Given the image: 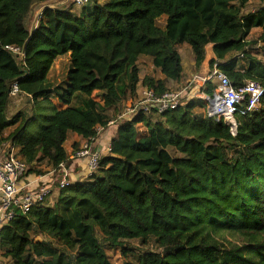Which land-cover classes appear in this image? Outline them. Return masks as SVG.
<instances>
[{"label": "trees", "instance_id": "obj_1", "mask_svg": "<svg viewBox=\"0 0 264 264\" xmlns=\"http://www.w3.org/2000/svg\"><path fill=\"white\" fill-rule=\"evenodd\" d=\"M54 1L63 0H0V145L19 146L27 175L69 169V136L92 143L138 99L140 84L158 96L182 90L179 46L188 45L200 71L212 45L211 67L236 87L264 88V62L254 55L264 42V0H89L78 14L46 7L32 29L34 8ZM253 1L260 5L250 11ZM65 56L68 69L57 74ZM141 56L161 77H141ZM15 84L30 110L9 116ZM198 109L205 102L180 101L116 125L90 181L58 189L53 204L19 212L3 229L4 257L113 264L111 249L132 256L130 264H264V96L259 110L237 116L236 136ZM79 149L74 143L72 154ZM134 241L146 249L137 252Z\"/></svg>", "mask_w": 264, "mask_h": 264}, {"label": "built area", "instance_id": "obj_2", "mask_svg": "<svg viewBox=\"0 0 264 264\" xmlns=\"http://www.w3.org/2000/svg\"><path fill=\"white\" fill-rule=\"evenodd\" d=\"M72 1L75 5L82 7L89 0ZM44 10L40 11L39 18L35 21L36 26H32V29L39 26L43 19ZM9 49L20 53L17 48ZM193 77L192 83L195 82L196 86L193 87V98L191 99L197 98L205 102L207 117L215 124L221 122L225 124L229 127L233 136L238 133L237 116L257 111L261 106L264 88L260 83L247 81L236 87L227 75L219 70L217 64L213 65L207 74L194 75ZM211 88L213 93L209 94L208 91ZM19 94V86L15 84L11 96L17 97ZM181 94V91H170L158 96L153 90L145 88L136 101H132L126 106L127 109L124 114H119L116 119L109 122L108 126L118 125L127 116L134 118L140 113L149 114L152 109H157L159 113L175 110L180 105ZM17 147L12 144H4L0 150V242L3 229L17 218L19 212L29 214L37 206L44 204L47 199L51 198L55 190L73 184L67 179L68 169L64 165H61L58 170H54L63 177L59 183V188H54L51 184L36 186L33 182L25 183L23 180L27 177L29 166L25 160L18 156L19 147L18 150ZM109 152H111V146ZM71 159H89L90 174L92 175L99 167L102 154L97 151L93 152L91 143L87 141L85 146L76 154H73Z\"/></svg>", "mask_w": 264, "mask_h": 264}, {"label": "rangeland", "instance_id": "obj_3", "mask_svg": "<svg viewBox=\"0 0 264 264\" xmlns=\"http://www.w3.org/2000/svg\"><path fill=\"white\" fill-rule=\"evenodd\" d=\"M65 1L66 0H64V2ZM101 1H105V0H101ZM64 2L59 1V2H50V3H46V4L37 5L34 8V15H33L32 21H31L32 22L31 25L34 24V26H36L35 21L38 20L40 11H43L46 7H58V6L66 7L67 6L66 8L71 7V8H73V11L78 14V12L80 11V7L75 5L72 0H70V1H68L66 3H64ZM259 5H260V2L253 1L251 3V5L249 6L250 7L249 10L252 11L254 8L258 7ZM163 22L164 21L162 20L161 24H163ZM31 28H32V26H31ZM260 33H261L260 30H255L252 33L250 38L251 39H258L260 37ZM207 50H208V57H210V54H211V51H212V47L208 46ZM179 51H180V53L182 55L183 65H184V69H185L184 70L185 79H184V83L182 85L183 86L182 90H180L182 92L180 101H182V103H183L184 101H189V100H192L191 98H193V93H192L194 91L193 87L196 86L195 82L192 83V80L194 79L193 74L194 75H201L202 72H201V70L197 71L195 69V67H194L195 64H194V60H193L192 51L188 47V45L179 46ZM254 55H256L260 60H262L264 62V42L260 41V43L256 47V50L254 51ZM139 61H140L139 62V66H140V69H141V77L142 78H144L146 76L156 75V74L160 75V70L154 68L151 57H149V56H141ZM206 63L209 64V70H211L212 67H211V64H210V59ZM239 63H241V62H239ZM64 69L66 71L68 69V57H66V56L65 57H61V58H59L56 61L54 70L57 72V74H59V73H62ZM173 92H179V91L175 90ZM15 98L16 99L14 100V102L16 104H13V106H11L10 115L12 113L16 112V111H19V110H24V111H29L30 110V103H29V99L27 97L18 95ZM194 99L198 100L197 98H194ZM126 109L127 108L125 107L122 114H124ZM205 111H206L205 109H198L199 113H203V114L206 115ZM116 118L117 117H115L114 119H116ZM124 119L128 120V119H132V118L127 116ZM35 126L36 125H33L32 129ZM139 129H140L141 132H145V130H146L144 125H140ZM73 136H75V135H70L69 139L65 143V146H67V149L69 150V153L73 152V144L75 143V142H73V140H74ZM86 143L87 142H84V144L80 147V150L85 146ZM103 145H106L105 141H103ZM18 147L16 148L17 150H18ZM1 149H2V144L0 145V150ZM93 152H95V151H93ZM89 171H90V164H89ZM91 179L92 178L87 177L86 181H90ZM60 180H61V176H57V177L55 176L53 178V181H52L51 185L55 188L56 184H58ZM57 192H58L57 190L54 191L53 196H51L50 199L46 200V204H53L55 202L56 196H57ZM39 239L42 240L44 238L40 237ZM131 246L133 248H135L137 250V252H142V251H144V249H146L145 247H142L140 244H138V242H136V241L132 242ZM107 250H108V254H109L113 264H130L131 260H132V262H135V260L133 259L132 256H129L128 258H125L121 254L120 250H111V249H107ZM0 264H10V261L6 257H4V254L1 251H0Z\"/></svg>", "mask_w": 264, "mask_h": 264}, {"label": "crops", "instance_id": "obj_4", "mask_svg": "<svg viewBox=\"0 0 264 264\" xmlns=\"http://www.w3.org/2000/svg\"><path fill=\"white\" fill-rule=\"evenodd\" d=\"M69 0H66L64 2L61 1V2H68ZM56 2V1H54ZM50 3V2H49ZM63 3V4H64ZM212 47V45H210ZM214 54L213 52L211 51V54H210V57L207 58L206 62L210 59V63L211 61L214 59ZM140 62V61H139ZM204 63L203 66H202V69H201V74L205 75L207 74L210 70H209V64L208 63ZM155 68V67H154ZM156 69V68H155ZM155 76H159L161 77V73L160 75H155ZM194 76V74H193ZM145 78V77H144ZM145 90V87L140 84L139 87H138V96L140 97V95L142 94V92ZM20 96V95H19ZM22 96V95H21ZM138 97V98H139ZM16 98L13 97V101L11 103V106H13V104H16L14 102ZM132 101H129L127 103L126 106H128ZM10 106V108H11ZM10 108H9V114H10ZM17 112V111H16ZM15 113V112H14ZM14 113H12L11 115L9 116H12ZM117 129L118 127L117 126H109L107 129H102V128H99V134H98V137L96 140H94L92 143H91V146H92V150L93 151H97V152H100L102 154V157H105V156H108L110 154L109 152V148L111 146V140L112 138L116 135V132H117ZM74 140L73 142H79L80 143V147L84 144V142L86 141H83L81 140V138L77 135L73 136ZM103 141L106 142V145H103ZM67 152L69 153V150L67 149V146H65ZM72 150V149H71ZM80 150V149H79ZM73 152H70L71 154V158L73 157ZM45 169V168H44ZM48 171L43 174V175H36V174H32V175H27V177H25V179L23 180L25 183H28V182H33L35 183L34 185H47V184H51L52 181H53V178L56 176H61V180L63 179L62 175L61 174H58L56 172H54V170H49L47 169ZM67 173H68V177L67 179L70 180L73 184L75 183H78V182H83V181H86V178L87 177H90L91 178V174H90V171H89V159H75L72 161V164L71 166L69 167V169L67 170ZM60 180V181H61ZM55 195V194H54ZM53 196V195H52ZM50 199V198H49Z\"/></svg>", "mask_w": 264, "mask_h": 264}]
</instances>
